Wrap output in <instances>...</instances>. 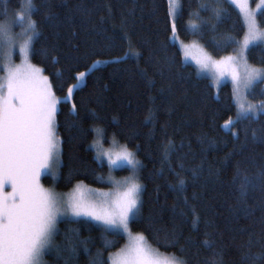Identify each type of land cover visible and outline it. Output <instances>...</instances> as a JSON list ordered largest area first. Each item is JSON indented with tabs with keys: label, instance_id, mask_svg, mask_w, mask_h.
Masks as SVG:
<instances>
[{
	"label": "trees",
	"instance_id": "trees-1",
	"mask_svg": "<svg viewBox=\"0 0 264 264\" xmlns=\"http://www.w3.org/2000/svg\"><path fill=\"white\" fill-rule=\"evenodd\" d=\"M22 1L0 0V20ZM34 4L32 18L40 35L29 56L49 78L56 96L63 98L78 72L101 61L73 99L58 105V175L55 180L43 176L42 184L58 191L77 182L108 186V167L91 148L95 130L100 129L105 144L113 137L139 160L142 187L132 232L187 264H209L214 252L222 255L223 264H264L259 256L264 253V190L259 186L264 113L235 119L231 131L224 128L225 121L236 115L229 83L216 90L209 78L184 62L173 39L174 34L184 41L195 39L213 57L233 54L245 32L239 11L228 0H179L172 20L167 0H34ZM213 8L223 10L221 20H215ZM191 19L203 22L200 31L189 30ZM257 21L264 27V15L257 13ZM247 59L264 66V46H251ZM248 98L264 101V81L249 90ZM237 171L256 183L244 197L239 179L234 180ZM178 179L186 181L183 191L174 189ZM192 209L200 218L195 228ZM174 236L180 244L172 247L168 241ZM190 239L194 244L186 246ZM205 239L212 241V248L202 246ZM124 242L121 233L113 235L89 220L63 219L43 264L92 260L109 264L110 252ZM253 255L255 261L249 259Z\"/></svg>",
	"mask_w": 264,
	"mask_h": 264
},
{
	"label": "snow or ice",
	"instance_id": "snow-or-ice-1",
	"mask_svg": "<svg viewBox=\"0 0 264 264\" xmlns=\"http://www.w3.org/2000/svg\"><path fill=\"white\" fill-rule=\"evenodd\" d=\"M231 3L239 7L248 28L241 51L220 61H213L205 54L203 59L197 60V64L202 70L214 68L218 76L230 75L238 93L241 87L247 91L258 81H264V69L250 66L245 58L250 46L264 43V31L260 30L257 21V13L264 15V0H260L255 10L247 7L246 0H231ZM21 7L23 11L15 19L21 22L27 20V40L21 47L25 63L15 67L6 64L2 69L6 74L0 78V264H42L43 256L53 246L58 220L68 213L73 217H84L86 222L95 221L97 226L113 235L123 232L131 237L130 224L139 212L142 187L132 182L111 200L107 199V193H99V196L105 198L97 201L81 194L65 202L41 185L40 177L45 173L52 175L53 180L56 179L55 169L59 165L60 141L55 132L57 106L62 100L67 102L73 99L74 92L86 82L94 66L78 72L74 77L75 83L67 89V95L63 98L57 97L49 78L42 75L43 70L27 62L33 42L40 33L37 22L32 18L36 11L34 0H26ZM200 7L206 9L208 6L201 4ZM175 9L176 0H169L168 15L174 17ZM212 11L216 21L222 19V9L213 8ZM196 15L199 18V13ZM202 25L203 22L193 23L190 27L200 31ZM9 31L10 26H0V37H7ZM175 31L176 26L173 23V34ZM224 43L227 45L230 41ZM185 54L187 55V51ZM94 63L99 64L101 61ZM238 107V117L243 119H254L257 114L264 113V103L247 107L239 104ZM235 123L230 118L223 127L231 131ZM232 135L236 136L237 133L233 132ZM253 137L256 138L255 132ZM260 139L264 141V136ZM122 162H126L133 169L139 164L133 153L126 149L115 159L109 157L110 167L119 166ZM176 175L179 177L180 173ZM236 179H239L241 197L256 187L253 179L239 171L234 177ZM185 186L186 181L178 179L174 189L183 191ZM259 186L264 190V170L259 174ZM9 188L10 191L7 190ZM79 189L80 186H77L78 191ZM192 217L195 228L200 219L195 209H192ZM133 239L134 243L114 255L110 254L111 264H187L185 259L175 255L162 258L142 234ZM105 243L108 244L107 241ZM168 244L172 247L180 244L179 237L174 236ZM193 244L191 239L185 241L186 246ZM202 246L212 248V241L205 239ZM259 256L264 259V253ZM249 259L255 261L257 256L253 255ZM91 264H104V261L92 260ZM209 264H223L222 255L214 252Z\"/></svg>",
	"mask_w": 264,
	"mask_h": 264
},
{
	"label": "rangeland",
	"instance_id": "rangeland-1",
	"mask_svg": "<svg viewBox=\"0 0 264 264\" xmlns=\"http://www.w3.org/2000/svg\"><path fill=\"white\" fill-rule=\"evenodd\" d=\"M167 1H168V7H169V0H167ZM228 1L231 3V0H228ZM24 3H26V0L22 1V4L20 5V7L17 10L7 13L5 18L0 20V26H10V31L8 32L7 37H0V78L4 77L6 74L2 70L6 64L10 65L12 67H15L17 65H22L25 63V56L21 52V47L23 46L24 42L27 40V35L25 34V28L27 26V20L25 19V21L21 22L18 19H15L23 11L21 6ZM246 3H247V7L255 10L257 8V5L260 3V0H246ZM233 6L239 11V13L242 17L244 26H245L244 35H243L242 39L240 40L239 46H238L235 53L225 55L222 57H213L208 53V51L203 47V45L195 39H191L189 41H184L178 35L174 34V36H175L174 40H175L178 48L181 51L182 58H183L184 62L191 64L195 68L198 75L205 76V77L209 78L212 86L216 90L219 88V86L221 84L229 83V85L231 87V91H232V100H233L235 107H236V115H235L234 119H232L234 121L235 119L240 118V117H238V112H239L238 105L239 104H243L245 107H247L248 105L259 106L260 104L264 103V101H256L255 102V101H251L248 98V92L252 87L249 88L247 91H245V89L243 87H241L239 92L237 93L236 92V85L233 83L230 75L218 76V74L215 72L214 68L209 67L208 69L202 70L200 68V66L197 64V60L203 59L205 54L210 56L213 61H220L225 57L235 56V55H237L238 52L241 51V45L245 39V36L247 35L248 28H247L246 21L240 12L239 7H237L236 5H233ZM178 9H179V0H176L175 16L178 12ZM175 16L174 17L170 16V18L173 20L175 18ZM193 23L197 24V22L194 19H191L190 21H188V28L190 31H195L194 29H192L190 27V25ZM259 28L261 31H264V27L259 26ZM258 44H262L264 46V43H258ZM185 51H187V55L185 54ZM245 58L247 60V63L250 66H252L254 68H258V69H264V66H256V65L251 64L247 59V52L245 54ZM27 62L31 63L32 65H34L38 68H40L39 66H37L31 62L30 56L27 57ZM95 65L96 64L94 63L92 65V67ZM240 71H241V73H243L242 68L240 69ZM42 75L46 76L43 72H42ZM66 95H67V91L63 97H65ZM57 109H58V106H57ZM55 132H56V129H55ZM56 136L58 137L57 132H56ZM58 139H59V137H58ZM59 141H60V139H59ZM59 148L61 151L60 144H59ZM91 148L93 149L95 156L98 159V161L104 162L108 167V173L105 177V181L108 184V186L92 187V186H89L83 182H77L74 184V186L72 188H70L67 191H58L53 187H46L42 184V177L43 176L49 175L52 177V175L47 174V173L41 175V177H40L41 185L45 189H48V190L52 191L53 193H55L59 198H61L65 202H67L73 196H79L81 194L85 197H90V198L95 199L97 201L104 199L105 197L99 196L98 195L99 193H107L108 194L107 199L111 200V199L115 198V196L118 192H123L129 186L130 183L135 182V183H138L141 185L139 178H138L139 164L137 165V167L135 169H133L131 166H129L126 162L120 163L119 166H111L110 167V165H109V157L115 159L125 149L128 152L133 153L132 150L127 148L125 145L118 143L116 141V139L113 137H111L109 142L107 144H105L103 142V137L101 135L100 129L95 130L94 138H93V141L91 143ZM133 155H134V153H133ZM134 158H135V160H137L139 162V160L136 158L135 155H134ZM59 165H60V153H59ZM59 165L55 169L56 178L58 175ZM118 169H127V172L125 174L118 175L115 173V171ZM77 186H80L79 191L77 190ZM7 190L10 191L11 189L9 188ZM63 219H86V218H84V217H79V218L73 217V216H71L70 213H68L66 216L61 217L58 220V222L63 220ZM89 221H91V220H89ZM91 222L97 224L95 221H91ZM130 232L132 234L131 237H129L127 234L121 232V234L125 238V242L120 248L110 252V254L114 255V254L118 253L120 251V249L125 248L126 246L130 245L131 243H134L133 238L136 237L137 235H140L139 233L132 232L131 229H130ZM147 243H148V241H147ZM148 244L153 249H156L150 243H148ZM157 251L159 254H161L162 258H170L171 256H173L171 254L163 253L160 250H157ZM110 254H109V256H110ZM43 262H44V259L42 258V264H43ZM109 264H111L110 260H109Z\"/></svg>",
	"mask_w": 264,
	"mask_h": 264
}]
</instances>
